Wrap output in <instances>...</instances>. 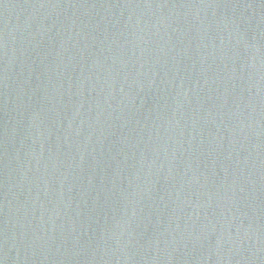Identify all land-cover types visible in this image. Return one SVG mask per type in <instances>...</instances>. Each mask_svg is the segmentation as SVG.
<instances>
[{"label": "water", "instance_id": "1", "mask_svg": "<svg viewBox=\"0 0 264 264\" xmlns=\"http://www.w3.org/2000/svg\"><path fill=\"white\" fill-rule=\"evenodd\" d=\"M0 264H264V0H0Z\"/></svg>", "mask_w": 264, "mask_h": 264}]
</instances>
